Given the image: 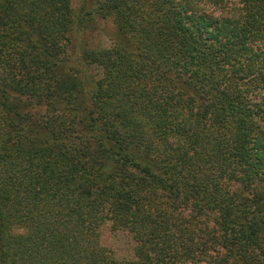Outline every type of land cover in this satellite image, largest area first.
I'll use <instances>...</instances> for the list:
<instances>
[{
	"label": "trees",
	"instance_id": "1",
	"mask_svg": "<svg viewBox=\"0 0 264 264\" xmlns=\"http://www.w3.org/2000/svg\"><path fill=\"white\" fill-rule=\"evenodd\" d=\"M71 3L0 0V264H264V0Z\"/></svg>",
	"mask_w": 264,
	"mask_h": 264
},
{
	"label": "rangeland",
	"instance_id": "2",
	"mask_svg": "<svg viewBox=\"0 0 264 264\" xmlns=\"http://www.w3.org/2000/svg\"><path fill=\"white\" fill-rule=\"evenodd\" d=\"M99 0H72L74 14L81 11V8L90 10ZM115 35V26L109 18H95L88 22L81 33H77V45L75 51L80 54L81 49L89 47H104L111 43ZM107 242L114 248L119 256H130L132 253L133 241L126 233L107 234Z\"/></svg>",
	"mask_w": 264,
	"mask_h": 264
}]
</instances>
